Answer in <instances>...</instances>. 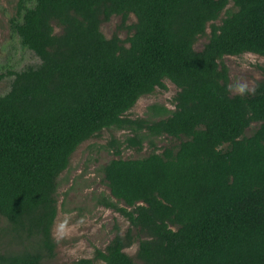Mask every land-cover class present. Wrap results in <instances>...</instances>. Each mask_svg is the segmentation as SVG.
Returning <instances> with one entry per match:
<instances>
[{
	"label": "trees",
	"instance_id": "obj_1",
	"mask_svg": "<svg viewBox=\"0 0 264 264\" xmlns=\"http://www.w3.org/2000/svg\"><path fill=\"white\" fill-rule=\"evenodd\" d=\"M114 16L126 40L100 30ZM9 25L39 64L8 72L0 95V264L55 257L57 179L108 129L150 152L122 158L110 142L98 203L128 228L76 264H264V78L232 95L223 62L264 57V0H17ZM165 81L178 90L173 109L129 116ZM160 136L175 142L157 148Z\"/></svg>",
	"mask_w": 264,
	"mask_h": 264
},
{
	"label": "rangeland",
	"instance_id": "obj_2",
	"mask_svg": "<svg viewBox=\"0 0 264 264\" xmlns=\"http://www.w3.org/2000/svg\"><path fill=\"white\" fill-rule=\"evenodd\" d=\"M17 0H0V95L7 93L13 76L8 72H19L28 66H36L39 59L30 51L21 47L19 39L12 33L9 19L15 13ZM231 7V4L228 8ZM135 22L130 16L127 26ZM106 38L117 34L121 40L131 35L129 30L121 26V19L114 16L100 27ZM55 33H60L55 28ZM209 29L205 36L200 37L195 45L196 51H201L208 41ZM224 64L228 68L229 88L232 95L251 92L255 84L264 78V57L246 53L236 57H225ZM165 90L156 89L151 95L142 96L128 113L132 118H148L147 108L152 105H163L173 109L172 99L177 88L165 81ZM240 87L244 88L241 92ZM258 127L252 124L244 135L249 136ZM128 131L108 129L97 136L83 142L74 151L68 168L57 179V216L52 227V237L56 242L55 257L45 264H76L82 259L93 258L95 250H103L114 235L124 233L128 222L109 209L99 205V200L108 195L101 169L114 158L110 142L115 139L120 144L122 158L136 159L150 152L148 142L140 152L126 148L124 143ZM157 148L171 145L174 140L169 137H153ZM137 243L125 252L134 256ZM94 264H103L95 262Z\"/></svg>",
	"mask_w": 264,
	"mask_h": 264
},
{
	"label": "clouds",
	"instance_id": "obj_3",
	"mask_svg": "<svg viewBox=\"0 0 264 264\" xmlns=\"http://www.w3.org/2000/svg\"><path fill=\"white\" fill-rule=\"evenodd\" d=\"M241 92H243L244 91V88L243 87H240V89H239Z\"/></svg>",
	"mask_w": 264,
	"mask_h": 264
}]
</instances>
